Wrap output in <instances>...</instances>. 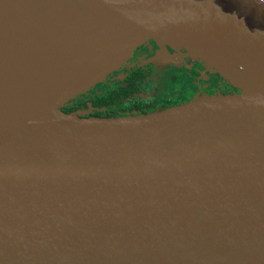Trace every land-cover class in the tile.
I'll use <instances>...</instances> for the list:
<instances>
[{
	"label": "water",
	"instance_id": "95a60500",
	"mask_svg": "<svg viewBox=\"0 0 264 264\" xmlns=\"http://www.w3.org/2000/svg\"><path fill=\"white\" fill-rule=\"evenodd\" d=\"M149 40L239 93L118 117L61 110ZM0 264H264V7L0 0Z\"/></svg>",
	"mask_w": 264,
	"mask_h": 264
},
{
	"label": "flooded vegetation",
	"instance_id": "af4514ba",
	"mask_svg": "<svg viewBox=\"0 0 264 264\" xmlns=\"http://www.w3.org/2000/svg\"><path fill=\"white\" fill-rule=\"evenodd\" d=\"M181 50L186 52L183 49H179V50L178 48L172 49V47L169 46H166L164 49H159L153 41L149 40L143 43L142 45H140L139 47H137L133 52L132 58L130 60H127L128 62L131 63H137L138 65L133 69H131L128 73H125V75H123L120 79H118L114 74L113 76L119 81L123 79L126 75L132 73L133 71L139 68L144 69V71H147L149 74L148 76L145 77L144 80L138 82L139 93H140V84L143 83L151 74L149 62L154 59L156 60L157 58L158 63L164 64L166 61H170L172 59L171 58L172 55L176 56L178 52L179 54H181ZM157 53H159V56L157 55ZM179 56L180 58L183 57L182 54ZM198 63H199L198 68L193 69L190 67L189 68L190 70H183V71L179 70V68L176 67L175 65L171 66V69L176 70V73L174 74L170 73L169 75V80H171L174 83L175 87L177 88L175 91L168 92V86L165 88L156 87L149 98L142 99L138 96L139 93H136L132 97L133 98L132 100H138L140 102L149 103L152 106L151 112H153V111H157V109H159V107H162V105H168L169 103L172 102H178L177 105H180L193 99L194 92H196L198 89L199 90L205 89L209 83H212V81L215 80L219 81L217 88L216 89L211 87L207 88V92L205 93L206 95L210 96L211 95L210 92L214 93L212 94V96L233 95L239 93L237 88L232 86L228 81H225L218 73L214 72L213 69L207 67L199 60ZM181 84H184L183 89H180ZM97 109L98 108H94V109L90 108L89 106L86 105L85 107H82L72 112L73 113L77 112L84 116L90 117V116L100 115L98 114ZM133 114H138V113H133Z\"/></svg>",
	"mask_w": 264,
	"mask_h": 264
},
{
	"label": "trees",
	"instance_id": "16d2710c",
	"mask_svg": "<svg viewBox=\"0 0 264 264\" xmlns=\"http://www.w3.org/2000/svg\"><path fill=\"white\" fill-rule=\"evenodd\" d=\"M133 52L127 60L132 58ZM148 74L147 71L139 68L119 81L113 75H105L102 84L97 87V94H91L90 90L88 92L86 90L67 101L61 109L72 112L87 105L93 109L98 108V114L105 117L151 112L152 106L149 103L132 100L134 94L139 93L138 82L144 80ZM177 104L178 102H172L168 105H162L157 110L166 109Z\"/></svg>",
	"mask_w": 264,
	"mask_h": 264
},
{
	"label": "rangeland",
	"instance_id": "374dc122",
	"mask_svg": "<svg viewBox=\"0 0 264 264\" xmlns=\"http://www.w3.org/2000/svg\"><path fill=\"white\" fill-rule=\"evenodd\" d=\"M172 49H176V48L172 47ZM181 54L183 55V57L180 58L179 55ZM181 54H179L178 52L176 56L172 55L171 56L172 59L170 61H166L164 64L158 63L157 58L156 60L154 59L149 62L151 74L143 83L140 84V93L138 94L140 98L142 99L149 98L152 95V92L154 91L156 87L165 88L168 86V92H172L177 89L174 83L171 80H169L170 73H173V74L176 73V70L171 69V66L175 65L176 67L179 68V70H182V71L190 70L189 69L190 67L193 69L194 68L196 69L199 67L198 60L195 56H193L192 54L188 52H184L182 50H181ZM157 55L159 56V53H157ZM137 65H138L137 63H131L126 60L123 63H121L119 66H117L115 69H113L111 72L107 73L106 75L114 74L118 79H120L123 75H125V73H128L131 69H133ZM104 78L105 76L102 77L99 81H97L91 87V89L87 90V92L90 90L91 93L96 94L98 92L97 87L98 85L102 84V80H104ZM218 82L219 81L217 80L212 81V83H209L205 89H202V90L198 89L196 92H194L193 99L208 96L205 94L207 92V88L211 87V88L216 89L218 86ZM183 88H184V84H181L180 89H183ZM210 94H211L210 96H212V94L214 93L210 92Z\"/></svg>",
	"mask_w": 264,
	"mask_h": 264
},
{
	"label": "bare ground",
	"instance_id": "6f19581e",
	"mask_svg": "<svg viewBox=\"0 0 264 264\" xmlns=\"http://www.w3.org/2000/svg\"><path fill=\"white\" fill-rule=\"evenodd\" d=\"M91 15H92V18H94V19L96 18V20H94V21H95L96 24H99V29H109V28L111 27L110 24H112V22H113L112 19H110V18H108V17H106V16H104V18H101V17H95V14H93V13H91ZM50 34L53 35V38H54L55 40H58V41H59V39L63 36V35H59V33H54V32H52V33H50ZM66 37H67V39L70 41V42L67 43V44H71V43L77 44V42L74 41L72 37H70V36H68V35H66ZM80 38H81V36H80ZM80 38L78 39L79 41H80ZM49 43H50V42H49ZM49 43L47 42L46 44H49ZM88 51H89V50H88ZM89 52H90V51H89ZM91 52H92V51H91ZM91 52H90V54H91ZM63 63L68 64L67 59H65V61H64ZM21 65H23V67H25V66H27V65H30V63H28V62L26 61L25 63H21ZM19 68L21 69V67H18L17 69H19ZM28 68H29V67H28ZM28 68H25V69H24L25 71H23V72H25V75H27L26 77H29L30 83L36 87V86H38V84L40 83V80L38 79V77L36 78L35 75H33V78L31 79L30 76H32L33 73H30V71L28 70ZM54 69H55V70H44V71H42V75H45L46 72H48V73H50V74H59V69H58V67H56V68H54ZM36 71H37V70L34 69V72H36ZM23 72H22V73H23ZM36 76H37V75H36ZM42 77H43V76H42ZM30 83L27 82V83H25V84L22 85V91H23V93H29V92H28V89H29V87H30ZM28 98H29V97H27V99H28ZM27 99H26V100H27ZM47 101H48V103L50 102V97H48ZM48 103L44 104L43 106H40V107L38 108V110H36V111L33 112V113H34L35 115H39V114H41V113L47 108Z\"/></svg>",
	"mask_w": 264,
	"mask_h": 264
},
{
	"label": "built area",
	"instance_id": "2783aa9c",
	"mask_svg": "<svg viewBox=\"0 0 264 264\" xmlns=\"http://www.w3.org/2000/svg\"><path fill=\"white\" fill-rule=\"evenodd\" d=\"M254 1H256L258 4L264 7V0H254Z\"/></svg>",
	"mask_w": 264,
	"mask_h": 264
}]
</instances>
